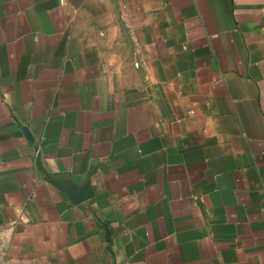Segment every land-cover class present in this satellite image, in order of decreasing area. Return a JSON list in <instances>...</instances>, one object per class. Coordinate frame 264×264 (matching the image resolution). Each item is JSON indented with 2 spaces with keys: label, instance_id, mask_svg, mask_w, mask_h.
<instances>
[{
  "label": "crops",
  "instance_id": "crops-1",
  "mask_svg": "<svg viewBox=\"0 0 264 264\" xmlns=\"http://www.w3.org/2000/svg\"><path fill=\"white\" fill-rule=\"evenodd\" d=\"M0 264H264V0H0Z\"/></svg>",
  "mask_w": 264,
  "mask_h": 264
},
{
  "label": "built area",
  "instance_id": "built-area-1",
  "mask_svg": "<svg viewBox=\"0 0 264 264\" xmlns=\"http://www.w3.org/2000/svg\"><path fill=\"white\" fill-rule=\"evenodd\" d=\"M137 64H139V63H137Z\"/></svg>",
  "mask_w": 264,
  "mask_h": 264
}]
</instances>
